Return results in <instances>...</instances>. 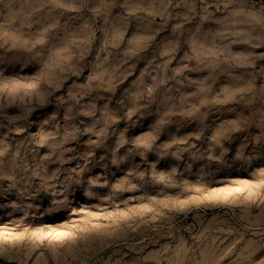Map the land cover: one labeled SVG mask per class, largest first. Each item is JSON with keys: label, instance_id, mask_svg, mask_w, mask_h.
<instances>
[{"label": "rangeland", "instance_id": "obj_1", "mask_svg": "<svg viewBox=\"0 0 264 264\" xmlns=\"http://www.w3.org/2000/svg\"><path fill=\"white\" fill-rule=\"evenodd\" d=\"M0 264H264V3L0 0Z\"/></svg>", "mask_w": 264, "mask_h": 264}, {"label": "crops", "instance_id": "obj_2", "mask_svg": "<svg viewBox=\"0 0 264 264\" xmlns=\"http://www.w3.org/2000/svg\"><path fill=\"white\" fill-rule=\"evenodd\" d=\"M260 1H262L264 3V0H260Z\"/></svg>", "mask_w": 264, "mask_h": 264}]
</instances>
